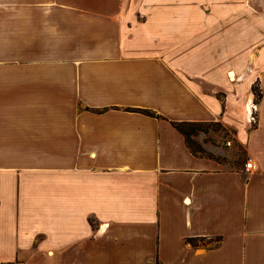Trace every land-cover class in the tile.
<instances>
[{
	"label": "crops",
	"instance_id": "1",
	"mask_svg": "<svg viewBox=\"0 0 264 264\" xmlns=\"http://www.w3.org/2000/svg\"><path fill=\"white\" fill-rule=\"evenodd\" d=\"M0 264H264V0H0Z\"/></svg>",
	"mask_w": 264,
	"mask_h": 264
},
{
	"label": "trees",
	"instance_id": "2",
	"mask_svg": "<svg viewBox=\"0 0 264 264\" xmlns=\"http://www.w3.org/2000/svg\"><path fill=\"white\" fill-rule=\"evenodd\" d=\"M252 92L254 95V102L257 103L261 97L260 91L258 89V86L256 84H254L252 86ZM141 113L150 116V117H154V118H160L158 115H156L153 112H150L148 110H142L140 111ZM171 125L179 132L181 133L184 138H185V142L187 144V146L190 148V150L193 153H203L202 150L196 145V143L194 141H192L191 137L196 135L199 132H206L208 129V127H211L213 125H218V124H212V123H208V124H202V123H171ZM219 126V125H218ZM205 130V131H204ZM91 225L94 226L93 222L90 221ZM190 240V241H194ZM212 241H215L217 244L220 241L219 237H216L214 239H209L208 243H211Z\"/></svg>",
	"mask_w": 264,
	"mask_h": 264
},
{
	"label": "rangeland",
	"instance_id": "3",
	"mask_svg": "<svg viewBox=\"0 0 264 264\" xmlns=\"http://www.w3.org/2000/svg\"><path fill=\"white\" fill-rule=\"evenodd\" d=\"M205 130H207V129H205ZM220 130H221V127L218 125H213L211 127H208V134H207L208 143L212 142V137L214 134H218V135L222 134V132ZM203 138H205V137H203ZM239 158H240V160L246 162V158L243 156L242 153L239 154ZM210 244L212 246L217 245V243L215 241H212Z\"/></svg>",
	"mask_w": 264,
	"mask_h": 264
},
{
	"label": "built area",
	"instance_id": "4",
	"mask_svg": "<svg viewBox=\"0 0 264 264\" xmlns=\"http://www.w3.org/2000/svg\"><path fill=\"white\" fill-rule=\"evenodd\" d=\"M230 144H231L230 142H226V146H230ZM253 170H255L254 164L250 160H247L244 163V171L246 173H251Z\"/></svg>",
	"mask_w": 264,
	"mask_h": 264
}]
</instances>
